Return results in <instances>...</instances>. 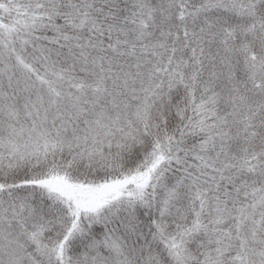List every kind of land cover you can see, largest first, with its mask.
<instances>
[{"label": "snow or ice", "instance_id": "obj_1", "mask_svg": "<svg viewBox=\"0 0 264 264\" xmlns=\"http://www.w3.org/2000/svg\"><path fill=\"white\" fill-rule=\"evenodd\" d=\"M0 264H264V0H0Z\"/></svg>", "mask_w": 264, "mask_h": 264}]
</instances>
